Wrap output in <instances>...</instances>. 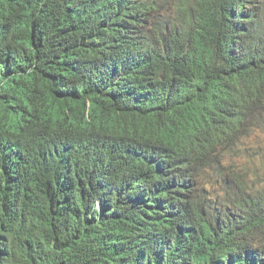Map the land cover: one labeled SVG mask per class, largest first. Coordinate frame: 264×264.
Returning <instances> with one entry per match:
<instances>
[{
    "label": "trees",
    "instance_id": "obj_1",
    "mask_svg": "<svg viewBox=\"0 0 264 264\" xmlns=\"http://www.w3.org/2000/svg\"><path fill=\"white\" fill-rule=\"evenodd\" d=\"M0 113V264H264V0H0Z\"/></svg>",
    "mask_w": 264,
    "mask_h": 264
},
{
    "label": "rangeland",
    "instance_id": "obj_2",
    "mask_svg": "<svg viewBox=\"0 0 264 264\" xmlns=\"http://www.w3.org/2000/svg\"><path fill=\"white\" fill-rule=\"evenodd\" d=\"M248 139L249 141H252L253 145L259 143L264 149V132L261 130L254 131V134H251ZM255 151L256 149H254L253 153L251 151L252 154L250 156L243 153L238 157L231 156L233 159L227 157L223 165H228L238 177L244 178L249 182L254 181L257 188L259 186L257 182L260 179L258 174L261 172L260 168L262 167L260 163L264 160V156L255 158ZM251 156L253 158H251ZM202 179L204 185L201 193L204 198L208 201H214L222 196V193L224 192L223 186L222 183L218 181L216 175L213 176L209 172H204Z\"/></svg>",
    "mask_w": 264,
    "mask_h": 264
},
{
    "label": "bare ground",
    "instance_id": "obj_3",
    "mask_svg": "<svg viewBox=\"0 0 264 264\" xmlns=\"http://www.w3.org/2000/svg\"><path fill=\"white\" fill-rule=\"evenodd\" d=\"M0 115H1V113H0Z\"/></svg>",
    "mask_w": 264,
    "mask_h": 264
}]
</instances>
